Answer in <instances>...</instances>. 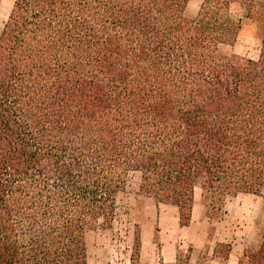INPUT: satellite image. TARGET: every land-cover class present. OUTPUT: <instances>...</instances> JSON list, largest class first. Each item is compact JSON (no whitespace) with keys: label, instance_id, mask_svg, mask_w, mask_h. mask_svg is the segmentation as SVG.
Masks as SVG:
<instances>
[{"label":"trees","instance_id":"trees-1","mask_svg":"<svg viewBox=\"0 0 264 264\" xmlns=\"http://www.w3.org/2000/svg\"><path fill=\"white\" fill-rule=\"evenodd\" d=\"M189 1H13L0 34V264H88L87 233L112 225L133 173L182 226L198 185L213 213L264 195V0H241L243 15L239 0H203L191 19ZM244 17L258 59L223 53ZM238 264H264V238Z\"/></svg>","mask_w":264,"mask_h":264},{"label":"rangeland","instance_id":"rangeland-1","mask_svg":"<svg viewBox=\"0 0 264 264\" xmlns=\"http://www.w3.org/2000/svg\"><path fill=\"white\" fill-rule=\"evenodd\" d=\"M14 0H0V34ZM203 0H190L185 15L194 18ZM241 0L233 4L243 15ZM256 23L243 18L236 43L224 46V54L258 59L260 42ZM141 176H129L118 198L110 227L98 225L87 233L88 264H134L136 239L140 258L136 264H175L176 257H190L189 264H238L246 251L257 249L264 238V195L239 193L228 198L221 212L209 211L200 185L188 226H182L176 206L157 202L140 191ZM231 244L228 252L224 244Z\"/></svg>","mask_w":264,"mask_h":264}]
</instances>
